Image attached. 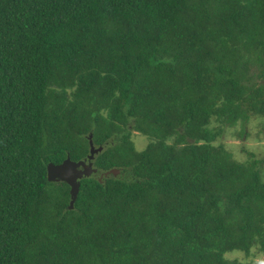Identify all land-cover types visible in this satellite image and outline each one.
<instances>
[{
    "label": "trees",
    "instance_id": "trees-1",
    "mask_svg": "<svg viewBox=\"0 0 264 264\" xmlns=\"http://www.w3.org/2000/svg\"><path fill=\"white\" fill-rule=\"evenodd\" d=\"M254 116L264 0H0V264L264 257V156L219 143ZM89 135L69 209L46 165L85 159Z\"/></svg>",
    "mask_w": 264,
    "mask_h": 264
},
{
    "label": "rangeland",
    "instance_id": "rangeland-1",
    "mask_svg": "<svg viewBox=\"0 0 264 264\" xmlns=\"http://www.w3.org/2000/svg\"><path fill=\"white\" fill-rule=\"evenodd\" d=\"M245 130V133H243ZM131 138L137 151L146 146L148 139L143 134L132 131ZM232 156L240 161L248 158V153H254L257 157L264 156V118L251 117L246 125L237 123L233 127H225L219 140ZM261 180L264 182V164L261 165ZM229 259H236L241 264H264V257L255 249L249 255L242 252L226 254Z\"/></svg>",
    "mask_w": 264,
    "mask_h": 264
},
{
    "label": "water",
    "instance_id": "water-1",
    "mask_svg": "<svg viewBox=\"0 0 264 264\" xmlns=\"http://www.w3.org/2000/svg\"><path fill=\"white\" fill-rule=\"evenodd\" d=\"M89 153L85 159L72 161L67 154L66 158L59 164L48 163L46 165V177L51 182H64L69 186L70 200L68 208L72 209L74 202L77 198L80 186V180L85 177L91 176L96 173V169L92 166L94 156L98 154L102 147H95L93 145L91 135L88 138ZM119 173V169L112 168L106 172H103L101 176L113 175L116 176ZM100 180V178H99Z\"/></svg>",
    "mask_w": 264,
    "mask_h": 264
}]
</instances>
